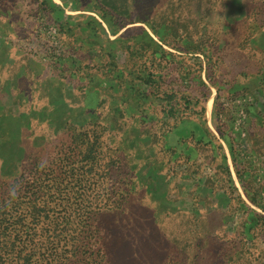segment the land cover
I'll use <instances>...</instances> for the list:
<instances>
[{"label":"rangeland","instance_id":"1","mask_svg":"<svg viewBox=\"0 0 264 264\" xmlns=\"http://www.w3.org/2000/svg\"><path fill=\"white\" fill-rule=\"evenodd\" d=\"M124 1L0 0V181L76 159L80 209L112 196L168 256L264 264L241 202L264 205V0Z\"/></svg>","mask_w":264,"mask_h":264},{"label":"trees","instance_id":"2","mask_svg":"<svg viewBox=\"0 0 264 264\" xmlns=\"http://www.w3.org/2000/svg\"><path fill=\"white\" fill-rule=\"evenodd\" d=\"M100 1L119 14L129 13L124 0ZM147 2L136 0L132 10L135 6L143 10ZM136 22L148 23L157 33L144 18ZM166 27L173 26L166 23ZM96 150L92 148L89 154L94 155ZM231 151L234 153L232 147ZM63 159L59 156L54 164L44 167L48 170L43 175L48 178L33 176L32 180L28 175L7 183L0 181V264H206L201 256H168L170 246L165 238L158 242V223L150 211L112 207L113 197L104 199L102 194L91 198L99 201V207L80 209L79 195L61 192L62 188L76 187L77 160L64 163ZM90 171L93 172L92 165ZM62 173L67 177L62 178ZM244 191L261 210L246 206L241 198L251 215L248 227H253L260 218L264 220V205L247 189ZM158 252L164 256H158Z\"/></svg>","mask_w":264,"mask_h":264},{"label":"bare ground","instance_id":"3","mask_svg":"<svg viewBox=\"0 0 264 264\" xmlns=\"http://www.w3.org/2000/svg\"><path fill=\"white\" fill-rule=\"evenodd\" d=\"M208 106L210 107V102L208 103ZM209 109V108H208ZM211 109V108H210Z\"/></svg>","mask_w":264,"mask_h":264}]
</instances>
